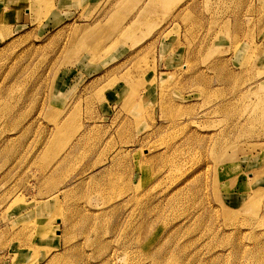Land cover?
Returning <instances> with one entry per match:
<instances>
[{
	"label": "rangeland",
	"instance_id": "rangeland-1",
	"mask_svg": "<svg viewBox=\"0 0 264 264\" xmlns=\"http://www.w3.org/2000/svg\"><path fill=\"white\" fill-rule=\"evenodd\" d=\"M0 264H264V0H0Z\"/></svg>",
	"mask_w": 264,
	"mask_h": 264
},
{
	"label": "crops",
	"instance_id": "crops-1",
	"mask_svg": "<svg viewBox=\"0 0 264 264\" xmlns=\"http://www.w3.org/2000/svg\"><path fill=\"white\" fill-rule=\"evenodd\" d=\"M74 1H75V3H76L77 0H74ZM107 166L109 167V165H105L103 168H101V170L106 169ZM36 237L39 238L38 234L36 235ZM40 238H41V237H40ZM54 239H55V238H54L53 236H50L48 239H43V240H47V241H48V242H47L48 244H54V243H55Z\"/></svg>",
	"mask_w": 264,
	"mask_h": 264
}]
</instances>
